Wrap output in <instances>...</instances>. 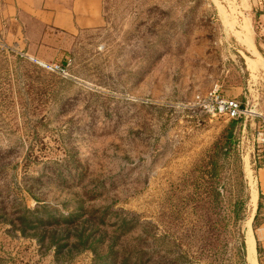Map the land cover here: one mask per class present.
Returning a JSON list of instances; mask_svg holds the SVG:
<instances>
[{
    "label": "rangeland",
    "instance_id": "obj_1",
    "mask_svg": "<svg viewBox=\"0 0 264 264\" xmlns=\"http://www.w3.org/2000/svg\"><path fill=\"white\" fill-rule=\"evenodd\" d=\"M245 1L105 0L96 30L0 50V264H251Z\"/></svg>",
    "mask_w": 264,
    "mask_h": 264
},
{
    "label": "crops",
    "instance_id": "obj_2",
    "mask_svg": "<svg viewBox=\"0 0 264 264\" xmlns=\"http://www.w3.org/2000/svg\"><path fill=\"white\" fill-rule=\"evenodd\" d=\"M104 1L3 0L0 5V42L16 53H35L39 43L52 37L54 32L73 35L96 30L104 23ZM244 15L249 21V25L246 22L248 34L239 55L253 77L248 80L250 100L254 102L258 95L259 108L264 114V0H246ZM257 154L255 162L259 166L254 176L257 225L253 239L256 262L264 264V152Z\"/></svg>",
    "mask_w": 264,
    "mask_h": 264
},
{
    "label": "built area",
    "instance_id": "obj_3",
    "mask_svg": "<svg viewBox=\"0 0 264 264\" xmlns=\"http://www.w3.org/2000/svg\"><path fill=\"white\" fill-rule=\"evenodd\" d=\"M3 0H0V5L2 4ZM0 50L5 51H13L10 47L6 46L4 43L0 42ZM21 54V53H20ZM263 57H264V47H263ZM30 59L40 65L41 67L50 70V71H57L60 70L58 65L54 64H47L38 60L36 57H30ZM211 99L213 100L214 104L216 105L215 109L219 111V113L224 114L230 119H238L244 115H246V109L241 107V104L236 99H223L218 94L211 93ZM257 146L260 148V151L264 152V128L257 131Z\"/></svg>",
    "mask_w": 264,
    "mask_h": 264
},
{
    "label": "bare ground",
    "instance_id": "obj_4",
    "mask_svg": "<svg viewBox=\"0 0 264 264\" xmlns=\"http://www.w3.org/2000/svg\"><path fill=\"white\" fill-rule=\"evenodd\" d=\"M244 26H243V28H244ZM252 192H253L252 193V210H254L256 196H255V191L253 190ZM246 245H247V256H248L249 261L251 262V264H257L256 258H255V251H254V248H255L254 239H253V235H252V232L250 229L247 231Z\"/></svg>",
    "mask_w": 264,
    "mask_h": 264
},
{
    "label": "trees",
    "instance_id": "obj_5",
    "mask_svg": "<svg viewBox=\"0 0 264 264\" xmlns=\"http://www.w3.org/2000/svg\"><path fill=\"white\" fill-rule=\"evenodd\" d=\"M259 251V250H258Z\"/></svg>",
    "mask_w": 264,
    "mask_h": 264
}]
</instances>
